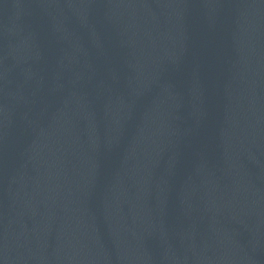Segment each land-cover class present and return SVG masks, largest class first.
Masks as SVG:
<instances>
[{
	"label": "water",
	"instance_id": "1",
	"mask_svg": "<svg viewBox=\"0 0 264 264\" xmlns=\"http://www.w3.org/2000/svg\"><path fill=\"white\" fill-rule=\"evenodd\" d=\"M264 80V0H219Z\"/></svg>",
	"mask_w": 264,
	"mask_h": 264
}]
</instances>
